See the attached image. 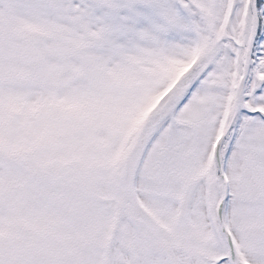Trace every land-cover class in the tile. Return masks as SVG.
<instances>
[{
  "label": "snow or ice",
  "instance_id": "1",
  "mask_svg": "<svg viewBox=\"0 0 264 264\" xmlns=\"http://www.w3.org/2000/svg\"><path fill=\"white\" fill-rule=\"evenodd\" d=\"M0 264H264V0H0Z\"/></svg>",
  "mask_w": 264,
  "mask_h": 264
}]
</instances>
